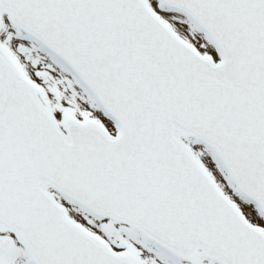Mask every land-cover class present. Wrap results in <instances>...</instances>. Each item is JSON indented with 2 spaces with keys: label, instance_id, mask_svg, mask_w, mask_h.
I'll list each match as a JSON object with an SVG mask.
<instances>
[{
  "label": "snow or ice",
  "instance_id": "1",
  "mask_svg": "<svg viewBox=\"0 0 264 264\" xmlns=\"http://www.w3.org/2000/svg\"><path fill=\"white\" fill-rule=\"evenodd\" d=\"M0 264H264V0H0Z\"/></svg>",
  "mask_w": 264,
  "mask_h": 264
}]
</instances>
